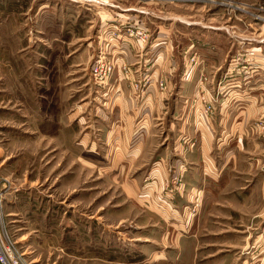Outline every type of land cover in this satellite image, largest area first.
I'll use <instances>...</instances> for the list:
<instances>
[{"label": "crops", "instance_id": "obj_1", "mask_svg": "<svg viewBox=\"0 0 264 264\" xmlns=\"http://www.w3.org/2000/svg\"><path fill=\"white\" fill-rule=\"evenodd\" d=\"M0 2H8L0 11V82L5 83L6 106L19 111L15 122L19 127L30 124L41 140L66 146L73 141L67 131L84 125L82 140L92 153L73 161L86 162V170L117 188L123 201L147 203L152 219L159 218L175 231L171 233L183 251L188 254L187 244L207 234L217 237V244H210L215 251L207 256L217 255V264H264V131L250 130L258 119L264 124V69L246 75L231 69L217 73L215 113L200 117L199 106L193 112L190 102L196 90V68L174 74L176 65L188 64L166 57L168 44L161 42V30L151 47L161 57L152 56L150 84L137 96L131 82L148 77L146 67L153 51L111 43L104 30L107 24L99 23L98 4ZM116 14L128 19V13ZM97 49L124 62L131 73L117 72L109 88L98 95L91 92L81 104L74 100L70 107L63 82L75 80ZM212 68L213 61L204 63L207 75ZM159 81L169 82L167 92H159ZM40 83L44 89L34 91ZM169 179L176 181L173 197L166 203L163 186ZM194 202L198 206L192 213ZM170 208H180L181 213L170 219ZM214 210L217 216L211 221ZM215 223L217 229L208 228Z\"/></svg>", "mask_w": 264, "mask_h": 264}, {"label": "rangeland", "instance_id": "obj_2", "mask_svg": "<svg viewBox=\"0 0 264 264\" xmlns=\"http://www.w3.org/2000/svg\"><path fill=\"white\" fill-rule=\"evenodd\" d=\"M7 6L8 2H0V11ZM98 6L102 10L97 14L99 23L101 20L107 24L111 43L125 42L150 49V62L152 56L154 60L161 57L151 49L161 30V42L168 44L166 57L188 64L176 65L174 74L192 73L196 68V90L190 102L193 112L199 106L200 117L215 113L217 73L231 69L246 75L264 69V0H116ZM118 12L128 13V19L120 18ZM95 35H99L98 28ZM100 51H93L89 65L83 66L75 80L63 82L65 102L70 107L74 100L81 104L91 97V92L98 95L109 88L117 72L125 76L131 73L124 62L120 64L108 52ZM99 56L108 69L106 78L95 75L92 69ZM206 61L215 65L208 75L204 70ZM154 62L146 67L148 77L131 82L137 96L148 88ZM167 84L157 82L159 92H167ZM5 88V83L0 82V187L5 192L4 215L32 264H217V255L207 257L215 251L210 244H217V237L205 234L206 237L194 238L187 244V254L182 243L173 238L172 228L162 220L160 223L159 218L152 219L147 203L141 206L135 200V204L128 199L123 201L117 188L86 170V162L78 160H85L92 153L88 152L92 147L82 140L86 134L84 125L78 131H67L73 141L66 146L41 140L30 124L21 128L15 123L19 111L6 106ZM36 89L44 88L40 83L34 86ZM209 104L212 110L204 114L203 106ZM256 127L264 131L262 119L253 122L250 130ZM97 148L102 150L101 146ZM76 156L78 159L73 161ZM180 180L177 177V184ZM175 181L164 183L166 203L173 197ZM197 206L198 203H191L192 213ZM170 211V219L181 213L180 208ZM209 216L215 221L217 210ZM215 224L208 228L217 229ZM204 246L209 249L199 250Z\"/></svg>", "mask_w": 264, "mask_h": 264}, {"label": "built area", "instance_id": "obj_3", "mask_svg": "<svg viewBox=\"0 0 264 264\" xmlns=\"http://www.w3.org/2000/svg\"><path fill=\"white\" fill-rule=\"evenodd\" d=\"M77 3H96L109 4L116 0H74ZM103 57L99 56L92 69L95 75L106 78L108 69L102 61ZM212 108L210 104L203 106L204 114H208ZM4 190L0 187V264H32L26 256L25 251L12 233L4 215Z\"/></svg>", "mask_w": 264, "mask_h": 264}, {"label": "bare ground", "instance_id": "obj_4", "mask_svg": "<svg viewBox=\"0 0 264 264\" xmlns=\"http://www.w3.org/2000/svg\"><path fill=\"white\" fill-rule=\"evenodd\" d=\"M189 1H194V2H195V1H197V0H189ZM105 30H106V29H105ZM155 47H156V46H155Z\"/></svg>", "mask_w": 264, "mask_h": 264}]
</instances>
